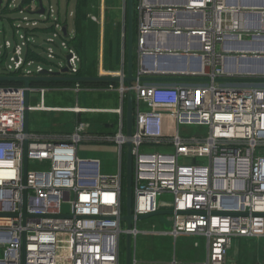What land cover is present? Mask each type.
Here are the masks:
<instances>
[{
    "label": "built area",
    "instance_id": "built-area-1",
    "mask_svg": "<svg viewBox=\"0 0 264 264\" xmlns=\"http://www.w3.org/2000/svg\"><path fill=\"white\" fill-rule=\"evenodd\" d=\"M4 3L0 22L12 21L8 13L16 10L24 26L12 21L14 42L0 43V76L77 77L81 57L70 43L75 35L67 14L51 0ZM136 10V79L124 81V58L117 70L98 67L99 76L120 77L123 106L115 110L121 120L114 134L90 135L88 122L62 139L27 132L28 111L61 110L44 104L51 88L0 86V264H121L123 234L131 235L137 264V217L162 209L173 210L168 233L174 239L205 238L202 264H229L234 240L264 238V0H137ZM2 32L5 37V26ZM74 86L82 88L79 81ZM117 88L110 83L105 90ZM128 92L134 98L131 136L123 108ZM35 94L41 100L31 105ZM188 125L205 131L183 134ZM91 140L117 145L115 172H104L98 157H80L79 144ZM128 143L131 227L123 219ZM164 193L173 196L172 206L159 205ZM61 234L70 238L65 252Z\"/></svg>",
    "mask_w": 264,
    "mask_h": 264
},
{
    "label": "rangeland",
    "instance_id": "rangeland-1",
    "mask_svg": "<svg viewBox=\"0 0 264 264\" xmlns=\"http://www.w3.org/2000/svg\"><path fill=\"white\" fill-rule=\"evenodd\" d=\"M5 2L7 0H4ZM47 2V0H44ZM76 1L77 0H51V3L53 4L54 8L57 10V8H60L62 16H65L67 14L68 17V23L70 27H73V20L72 17L69 16V13L73 12L76 8ZM88 6L87 8H91L92 5H94L93 8H96V6L99 4L100 0H87ZM106 7L108 10L106 11V16L108 17V20L105 24L106 34H109V36L116 35L117 32V26H118V20L120 14V7L122 4V0H106ZM124 7V6H123ZM137 11V10H136ZM10 18L17 26L21 25L24 26L21 18L24 17L23 14H20L16 10H12L10 13H8ZM138 15V14H137ZM136 18L134 20V23H137ZM9 19H5L4 21L0 22V26L3 28V26L6 27L7 35L4 37V33L0 34V43L2 40L8 39L12 42L15 40L14 35V26L13 22ZM94 26V25H93ZM23 30L21 29V33ZM49 34L45 35V37H48ZM44 36L42 35L40 39L38 40L39 43H43ZM92 41V40H91ZM107 41V39H106ZM93 42V41H92ZM96 42V38H95ZM135 45V44H134ZM45 47L46 44H43ZM95 48V43H94ZM135 48V47H134ZM136 49H134V68H136ZM54 64H57L58 61H53ZM51 66H55V65ZM39 99V95L37 96ZM76 103H79L83 106H92L95 105L91 100L85 99L84 94H79L78 99L77 95L73 92H64V91H48L46 93V99L45 104L47 106H70L74 105ZM57 114V113H54ZM96 116V115H95ZM31 125H30V131L31 132H43L47 130L49 119L45 113H31ZM59 121L63 124V127L66 128L65 130H71L74 122H75V115L70 112H61L57 116ZM112 119H115V116L110 115ZM60 128V127H59ZM118 130V128H117ZM116 128L112 132L115 133L117 131ZM181 131L183 134L187 135H196L201 131H205V129L200 128L197 125H188V126H182ZM126 153H127V145L124 146L123 149V156H122V162L123 167L125 170L126 167ZM79 155L80 157L88 158V157H96L101 159L103 168L107 167L109 170H117L118 169V163H119V153H118V147L115 143H105L101 145L98 144H82L79 148ZM104 170V169H103ZM126 185L124 183V211L126 206ZM172 199L173 196L169 193H164L160 196H158V203L159 205L163 202H165L168 206H172ZM168 208V207H167ZM64 211L69 209L68 204L63 205ZM165 210V209H162ZM168 214H159L154 215L151 217H148L143 220L138 221V228L141 231L140 234H138L137 240H136V257H137V264H172L174 254L176 253V250L178 251H187L189 250V245L182 241L183 239L181 237H178L176 240H174V237L164 233L171 229V222L168 219ZM153 229H156L157 231H161L162 233L159 234H149L147 231H153ZM69 236L66 234H61L59 237V245L60 249L65 252L67 246L69 245ZM237 240L233 241V245L235 246ZM245 244V243H244ZM243 244V245H244ZM133 245V241H132ZM248 245V248L250 249L249 253L251 254L252 263H258L264 264V238L260 239H253L251 242L246 243ZM260 245V246H259ZM230 250L229 254L233 253V249ZM126 247V234L122 235V242H121V264H125V258H126V250H124ZM190 252L187 251V254ZM191 254V258L187 259L186 254L180 255L177 253L178 258H181L179 260H182L183 262L190 261V260H198V264H202L203 260L205 259L204 256H201V258H196ZM193 257V258H192ZM185 259V260H184ZM231 260V258H230ZM231 262V261H230ZM229 262V264H230ZM182 264H192L191 262H185Z\"/></svg>",
    "mask_w": 264,
    "mask_h": 264
},
{
    "label": "crops",
    "instance_id": "crops-1",
    "mask_svg": "<svg viewBox=\"0 0 264 264\" xmlns=\"http://www.w3.org/2000/svg\"><path fill=\"white\" fill-rule=\"evenodd\" d=\"M4 2L5 1L3 0L0 8L4 7V4H5ZM106 5H107L106 0H100L96 8H93L94 5H92L91 8H88L89 11L96 10L97 14L95 15L101 20V22L91 19L89 17V14L92 12H89V11H88L89 12L88 17L90 19H87L86 21L87 22L86 25L88 26V29L90 28L91 31H89L86 35L87 36L86 38L87 54L85 57H82L81 61H83V65H86V67L97 69V72H98V67L100 63H102L105 68V65L108 61L107 50L108 49L115 50L116 49L115 45L117 43V40L119 42V62H118L119 65H117L118 66L117 69L121 67L123 58L126 59V66H127V50H128V47H127V37H128L127 0H122V4L120 7L121 15H119V20L117 21L119 24L117 26V32H116V35L114 36L115 37L114 39H113V36L111 37L109 36V34H106L105 24H106V21L108 20V17L106 16V11L108 10V8L106 7ZM72 20H73V27L71 28L69 23H68V27H69L70 32H74L75 36L72 39L74 40L75 37L78 36L75 16L74 18H72ZM136 33H137V23H136V30L134 31V41H135ZM95 38H96V42H95ZM94 43H95V48H94ZM86 76H89V75H86ZM96 76H98V73ZM63 82H71V85L66 84V85L53 86V87H50L51 89L49 91H64V92L70 91L77 95V99H78L79 94H84L85 99L87 98L91 100L93 103H95V105L83 106V105H80L79 103H76L70 106H56L60 108L61 110L53 111V112H47L44 110H31L29 111V130H30L31 119H32L31 113H45L47 117L50 118L47 130L43 132H35L47 138H60V139L65 138L67 135H70L71 133L75 131V128L79 122H88L91 125V129L89 132L90 135L105 136V135L112 134L115 128L117 130L119 122L121 120V115L115 110L123 106L122 105V95H121L120 90L117 88V87H120L121 85L120 81H110V82L109 81H79L82 87L80 90L74 89L75 88L74 85L76 81H63ZM110 83H113L117 89L105 90V88H107V86ZM38 95L39 94H35L30 98L31 105H36L41 100L40 95H39V99L37 98ZM45 99H46V94L44 95V104H45ZM123 108L125 112L124 117L126 121L127 97H126V101H125ZM61 112H70L75 115L74 117L75 122L70 131L65 130L66 128H64L61 121L58 120L59 118L57 116ZM54 113H57V114H54ZM110 115L115 116V119H112ZM101 143L105 144L109 142H102L100 140H91L89 142H84V143L79 144V148L82 144L101 145ZM102 168H103V164H102ZM103 169H104L103 170L104 172H108V173H112L116 171V170L110 171L109 168L107 167H104ZM123 170H124V167H123ZM165 233L170 235L167 232ZM152 235H155V234H152ZM179 237H181L183 239L182 241H184L185 243L189 245L188 249L190 250V252L187 254V251L189 250H187L186 252L183 250L181 251L176 250L173 260H177L180 264L185 263V262H191L192 264H198L197 261L199 259L198 260L193 259L190 261H186L184 259L185 262H183L182 260H179L181 258H178L177 253L180 255V257H181V254L183 253L186 254L187 259L191 258L190 253H192V255L196 258L198 257L201 258V256H204V258L207 257V242L204 237L191 236V235H181ZM253 239H256V238H240L236 241V244L233 249V253L230 254V257H229V262L231 261L230 264H253L251 254L249 253L250 249L248 248V245H246V243L251 242V240ZM124 250H126V247Z\"/></svg>",
    "mask_w": 264,
    "mask_h": 264
},
{
    "label": "water",
    "instance_id": "water-1",
    "mask_svg": "<svg viewBox=\"0 0 264 264\" xmlns=\"http://www.w3.org/2000/svg\"><path fill=\"white\" fill-rule=\"evenodd\" d=\"M3 0H0V7ZM128 5V37H127V76L124 78V81L131 83L136 79L134 76V0H127ZM67 29L64 27V32ZM68 68H64V72ZM57 72L56 75H58ZM142 79L154 80V81H178L182 78L178 77H143ZM0 80H20L24 82L26 87H29L33 81H120V77L116 76H82V77H66V76H37V77H23V76H0ZM231 80V79H229ZM27 103L29 104V93L27 92ZM134 98L131 92L127 94V110H126V133L128 136L132 135L133 132V123H134ZM26 131H29V111L26 113ZM27 144L25 145V148ZM126 153V167H125V185H126V206L125 214L123 219L127 222L128 227L132 226V220L134 215L132 214L133 207V156L131 154V143L127 145ZM27 157L25 156L24 169L27 171ZM173 210H158L150 214L139 215L137 220H143L148 217L159 215V214H172ZM133 245L132 238L130 234L126 236V258L125 264H133ZM256 264H261L260 262Z\"/></svg>",
    "mask_w": 264,
    "mask_h": 264
},
{
    "label": "trees",
    "instance_id": "trees-1",
    "mask_svg": "<svg viewBox=\"0 0 264 264\" xmlns=\"http://www.w3.org/2000/svg\"><path fill=\"white\" fill-rule=\"evenodd\" d=\"M136 4L137 0H134V19L137 18V11H136ZM88 2L87 0H77L76 1V9H75V19H76V26L78 30V36L75 37L74 40H71L70 43L74 45L76 48L78 54L82 57H85L86 52V38L87 33L90 30L88 29L87 19H90L88 17L89 12H92L94 14H97L96 10H90L87 8ZM89 11V12H88ZM134 31L136 30V23H134ZM115 50L108 49L107 50V63L105 65L106 70H116L118 68L117 65L119 62V42L117 40V43L115 45ZM97 69L86 67V65H83V61H81V67L78 73L79 77L82 76H96L97 75ZM86 83V82H84ZM23 82L20 80H0V86H20ZM71 85V82H63V81H51V80H45V81H33L31 82L32 86H41V87H53L58 85ZM116 84V83H115Z\"/></svg>",
    "mask_w": 264,
    "mask_h": 264
}]
</instances>
